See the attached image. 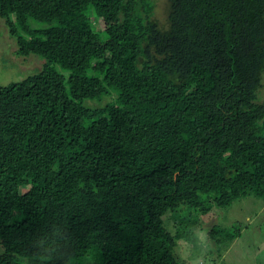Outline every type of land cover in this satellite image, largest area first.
<instances>
[{
	"label": "trees",
	"instance_id": "16d2710c",
	"mask_svg": "<svg viewBox=\"0 0 264 264\" xmlns=\"http://www.w3.org/2000/svg\"><path fill=\"white\" fill-rule=\"evenodd\" d=\"M154 12L0 0L17 55L44 61L0 86V264H183L214 210L264 201V0ZM208 235L221 254L240 228Z\"/></svg>",
	"mask_w": 264,
	"mask_h": 264
},
{
	"label": "rangeland",
	"instance_id": "374dc122",
	"mask_svg": "<svg viewBox=\"0 0 264 264\" xmlns=\"http://www.w3.org/2000/svg\"><path fill=\"white\" fill-rule=\"evenodd\" d=\"M152 1L155 5L153 19L167 28L169 0ZM18 49L5 19L0 16V86L20 82L42 68L44 61L40 57L18 56ZM261 95L264 101V86ZM215 225L240 228L239 237L221 254L217 242L208 235ZM199 240L202 245L198 249L193 243L178 246L177 256L183 264L187 261L188 264H264V201L252 195L233 202L226 209L214 210L204 223V231L199 232ZM195 249L198 251L193 252Z\"/></svg>",
	"mask_w": 264,
	"mask_h": 264
},
{
	"label": "clouds",
	"instance_id": "9594fccd",
	"mask_svg": "<svg viewBox=\"0 0 264 264\" xmlns=\"http://www.w3.org/2000/svg\"><path fill=\"white\" fill-rule=\"evenodd\" d=\"M62 235L63 233L54 225L52 233L48 236L47 240L44 241V243L47 244V252L49 255L38 256L37 259L48 261L57 258L60 251V240ZM48 240H50L51 243H48ZM66 246H70V242H66ZM59 258L63 259V257ZM68 264H78L75 252L68 258Z\"/></svg>",
	"mask_w": 264,
	"mask_h": 264
}]
</instances>
